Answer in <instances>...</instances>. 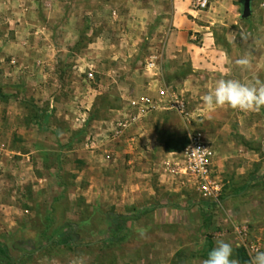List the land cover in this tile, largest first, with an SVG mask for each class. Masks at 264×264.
I'll list each match as a JSON object with an SVG mask.
<instances>
[{"label": "rangeland", "instance_id": "374dc122", "mask_svg": "<svg viewBox=\"0 0 264 264\" xmlns=\"http://www.w3.org/2000/svg\"><path fill=\"white\" fill-rule=\"evenodd\" d=\"M244 3L210 0L194 15L227 52L224 78L264 82V0L248 18ZM173 19L174 0H0V246L14 264H202L229 216L264 251L253 234L264 223V108L210 112L208 84L185 91L193 67L185 50L168 53ZM244 56L250 69L235 64ZM163 86L185 96L189 117L132 105ZM195 132L231 205L195 208L211 200L184 172ZM116 216L127 219L119 242ZM68 232L79 245L55 243ZM225 242L248 264L246 242Z\"/></svg>", "mask_w": 264, "mask_h": 264}, {"label": "crops", "instance_id": "0c3cea01", "mask_svg": "<svg viewBox=\"0 0 264 264\" xmlns=\"http://www.w3.org/2000/svg\"><path fill=\"white\" fill-rule=\"evenodd\" d=\"M134 1V0H131ZM191 9L190 2H184L183 0H174V19L173 25L176 27V31L174 32V39L168 43L169 49L168 53L173 51H184L187 57H189L191 65L193 67V75H190L191 80L187 83V88L185 91H191L192 93H198L202 84H208L209 88H213L212 82H216L218 79L224 78L229 73L228 66V57L227 52L218 47L214 38L210 39L209 36L211 34H207L204 31L209 30L210 27L202 26L199 24V20H197L196 14ZM198 14V13H197ZM203 19V18H202ZM213 25V23L211 24ZM198 33H203L202 44L197 45L193 42L194 39L197 38ZM205 33V34H204ZM175 57V56H172ZM226 79V78H225ZM184 93V92H182ZM86 121V120H84ZM6 144H3V146ZM17 152L13 150L12 153ZM211 159L210 167L213 169ZM232 204V198H228L227 201L222 203L221 201L209 200L208 202L202 203L197 202L196 209L199 211L202 209H211L213 206L215 208L225 207L226 205ZM225 205V206H224ZM224 224L222 225L224 229L222 233L217 232L216 235H221L223 237L222 240H231V241H239V243H245L244 240V232L246 229V221L242 222V226H239L235 220L231 218V216L227 217V219H223ZM227 224H226V223ZM221 223H218L219 225ZM233 226V227H232ZM257 233H253L257 235V237L262 241L264 245V223L255 222ZM232 227V228H230ZM242 227V228H241ZM231 230H230V229ZM234 228V229H233ZM229 229V230H228ZM243 229V230H241ZM234 230V231H232ZM249 233V232H248ZM217 239V237H216Z\"/></svg>", "mask_w": 264, "mask_h": 264}, {"label": "built area", "instance_id": "2783aa9c", "mask_svg": "<svg viewBox=\"0 0 264 264\" xmlns=\"http://www.w3.org/2000/svg\"><path fill=\"white\" fill-rule=\"evenodd\" d=\"M210 6V0H193V11L203 12ZM155 63L149 65L153 69ZM90 79L94 77V73L89 74ZM132 105L143 112L146 110H168L176 111L183 117H189L186 98L180 92H174L168 86H163L157 92L155 99L142 98L141 101H134ZM214 153L202 132H195L190 135L189 145L183 152L185 160L184 172L194 181L198 191L207 199L218 202L221 195V186L213 176L210 167L211 159ZM245 246L250 251L255 249L262 250V244L259 242L249 241L248 231L244 230ZM247 238V239H246Z\"/></svg>", "mask_w": 264, "mask_h": 264}, {"label": "clouds", "instance_id": "9594fccd", "mask_svg": "<svg viewBox=\"0 0 264 264\" xmlns=\"http://www.w3.org/2000/svg\"><path fill=\"white\" fill-rule=\"evenodd\" d=\"M235 64L241 69H250L252 66L251 60L247 56L236 60ZM202 100L210 112L223 108H230L242 113L258 112L264 108V82L256 80L254 83H244L237 79L221 78L202 97ZM136 232L140 238H147L145 228L138 227ZM202 264H240V261L233 258V246L218 239L215 247L202 261ZM248 264H264V251L259 249L250 251Z\"/></svg>", "mask_w": 264, "mask_h": 264}, {"label": "trees", "instance_id": "16d2710c", "mask_svg": "<svg viewBox=\"0 0 264 264\" xmlns=\"http://www.w3.org/2000/svg\"><path fill=\"white\" fill-rule=\"evenodd\" d=\"M189 143L183 147L181 151H185ZM111 226L115 232V236L111 238L112 241H122V233L127 230V219L122 216L111 217ZM80 236L76 233L68 232L59 241L55 242L62 246H76L79 245ZM0 254L7 260L8 264H14L15 261L10 251L0 246Z\"/></svg>", "mask_w": 264, "mask_h": 264}, {"label": "water", "instance_id": "95a60500", "mask_svg": "<svg viewBox=\"0 0 264 264\" xmlns=\"http://www.w3.org/2000/svg\"><path fill=\"white\" fill-rule=\"evenodd\" d=\"M251 16V0H245L243 17L248 18Z\"/></svg>", "mask_w": 264, "mask_h": 264}]
</instances>
